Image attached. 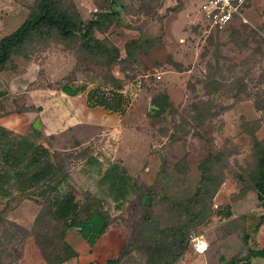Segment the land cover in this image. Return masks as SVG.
I'll return each mask as SVG.
<instances>
[{
	"label": "rangeland",
	"instance_id": "obj_1",
	"mask_svg": "<svg viewBox=\"0 0 264 264\" xmlns=\"http://www.w3.org/2000/svg\"><path fill=\"white\" fill-rule=\"evenodd\" d=\"M37 1L0 0V37ZM54 1L78 29L70 38L38 33L11 56L13 69L2 76L29 72L37 87L56 89L141 82L122 134L86 131V160L117 162L134 180V194L119 208L105 204L110 225L125 234L115 264H264L246 257L264 247V203L252 180L264 147V0H252L245 21L223 30L209 28L198 0ZM26 137L53 156L57 180L66 176L60 195L73 186L82 198L80 148L67 136ZM101 168L86 163V195ZM7 169L0 159V170L13 176ZM14 182L0 195V264H47L43 252L63 259V227L48 215L50 201L38 197V188L17 193ZM217 208H229L231 216L217 215ZM193 236L208 243L201 256L192 251Z\"/></svg>",
	"mask_w": 264,
	"mask_h": 264
},
{
	"label": "trees",
	"instance_id": "obj_2",
	"mask_svg": "<svg viewBox=\"0 0 264 264\" xmlns=\"http://www.w3.org/2000/svg\"><path fill=\"white\" fill-rule=\"evenodd\" d=\"M76 29H78L77 24L65 12L58 10L54 0H38L35 10L13 32L0 39V74L13 69L11 56L18 53L23 45L29 42L35 35H38V33L55 31L64 38H70ZM81 36L85 39L84 47L86 48V44L90 41V36L86 31ZM137 84H139L140 88L141 82L134 81V83L125 86V88L110 89L115 91L108 93L100 90V96L97 97V99L99 98L98 103L110 106L112 109L122 105L123 109L124 107L126 109L131 106L133 98L136 96L137 89H134V86ZM68 86H64L62 90L70 95L84 89V86L80 85L74 87V90L71 91ZM3 95L4 93L0 92V97ZM33 139L38 140L39 137L33 136ZM256 144L260 146L259 142ZM0 159L7 166V170L14 173L13 176H10L9 171L0 170V195L8 193L6 187L9 186L13 178L15 179L14 185L17 193L25 194L36 188L40 189V192L37 194L38 197L50 201L51 210L48 211V215L63 227L59 233L58 240L61 244L60 252L64 257L63 259H58L57 257L50 258L43 252L42 248L47 264H62L70 258L77 256L65 241V235L68 230L72 228L76 229L87 244L93 246L97 239L110 226L109 211L105 209V204L102 200L89 193L87 195L84 194L81 200H76V196L72 190L60 195L59 186L65 181L66 176H62L57 180L60 170L59 166L55 163L50 152L42 145L27 139L26 136L14 135L0 127ZM91 164L93 163L91 162ZM117 171L118 166L113 165L105 171L104 177H113V173L110 172ZM121 173L123 175L126 174L125 176L132 181L131 193L134 194L135 185L133 178L128 176L123 169ZM252 177L253 187L257 193V201L264 203V147L259 150L255 174ZM56 182L57 184L54 186ZM41 214L42 209L37 218ZM216 214L226 218L231 216L229 208L222 210L217 208ZM245 239L248 240L246 236ZM40 245L42 244L40 243ZM125 245L124 243L115 259L109 260L107 264L116 263L123 255ZM182 251L183 249L179 248L175 255V260L181 255ZM246 257L248 259H264V247L250 248ZM149 264L159 263L151 261Z\"/></svg>",
	"mask_w": 264,
	"mask_h": 264
},
{
	"label": "crops",
	"instance_id": "obj_3",
	"mask_svg": "<svg viewBox=\"0 0 264 264\" xmlns=\"http://www.w3.org/2000/svg\"><path fill=\"white\" fill-rule=\"evenodd\" d=\"M2 74L0 92L4 95L0 97V127L17 136H37L38 141L61 136L71 139L74 148H80L79 152L82 154V170L77 173V183L86 194V163L99 168L102 166L101 157L96 155L86 160V131L108 137L122 134L125 130L124 117L130 107L123 109L121 105L112 109L99 104V91H115L110 90L111 88L88 84L83 85L84 89L70 95L62 89L37 87L34 84L36 77L29 72L9 77ZM68 88L74 90V86L69 85ZM113 165L118 166V171L110 172L113 177H104L105 171ZM122 169L117 162L111 161L110 165L102 166L101 172L87 181L90 185L89 194L102 200L104 204H110L112 210L120 207L132 196V181L126 174L121 173ZM127 175L132 177L129 173ZM67 183L72 185L70 177ZM72 187L70 188L74 190ZM73 192L75 194V190ZM76 200L81 198L76 196ZM105 209L107 210L106 207ZM65 241L77 256L62 264H107L121 251L125 234L122 227L110 225L95 244L89 246L78 231L72 228L66 232Z\"/></svg>",
	"mask_w": 264,
	"mask_h": 264
},
{
	"label": "built area",
	"instance_id": "obj_4",
	"mask_svg": "<svg viewBox=\"0 0 264 264\" xmlns=\"http://www.w3.org/2000/svg\"><path fill=\"white\" fill-rule=\"evenodd\" d=\"M252 0H198V8L210 29L223 30L235 21L244 20L242 13L249 10ZM139 88V84L135 85ZM193 253L201 256L208 250V243L201 236L190 238Z\"/></svg>",
	"mask_w": 264,
	"mask_h": 264
}]
</instances>
